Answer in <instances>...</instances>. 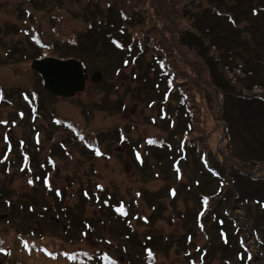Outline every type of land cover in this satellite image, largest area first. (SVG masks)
Here are the masks:
<instances>
[{"label":"rangeland","instance_id":"rangeland-1","mask_svg":"<svg viewBox=\"0 0 264 264\" xmlns=\"http://www.w3.org/2000/svg\"><path fill=\"white\" fill-rule=\"evenodd\" d=\"M239 1L245 3L244 0H225V3L234 6ZM39 2L40 0H36V3ZM109 2L114 6L119 5L122 8L130 10H133L130 4H135V2H130L129 4L128 0H44L43 3H39V6H36L27 0H0V87L6 90L8 98L14 99L9 102L14 106L0 105V124L6 123L5 120L9 116L13 117L12 114L22 108V105L18 106L20 99L16 98L20 90L28 91L29 87L33 85L38 86V81L35 75H33L31 68V58H22L18 62V58L22 57V54L5 56L9 48L15 43L20 40L21 43H23L22 41H27L25 29L40 27L45 32L44 37L46 39H58L59 45L66 42L65 40L70 39H76L78 43H82L84 42L85 35L93 27L89 26L91 17L97 15L99 18L108 20V15L103 13L108 9ZM259 2L264 3V0H254L256 5ZM216 3L221 6L219 9L222 11H229L226 6H223L219 2ZM153 5H157V3H153ZM27 8L31 11L30 16H26L25 9ZM103 15L106 17H103ZM52 17H58L56 18V22H51ZM238 24V28L242 32V36L237 38V49L240 56L238 60L248 57L244 53L247 52L245 50H248L250 60L258 61L257 57L252 54V51L257 48L252 39V30L256 25L243 21L242 17L238 18ZM142 25L143 27L138 24L134 28V31L139 34L138 36L143 37L145 33L151 34L152 26L145 27L144 22ZM223 25L228 26L226 23ZM54 26L56 30L53 29ZM103 40L107 41L106 39ZM225 41L229 45L230 38ZM244 43H246L247 49L242 48ZM108 49L111 48L108 46ZM231 51L229 47L226 50L227 53ZM233 52L235 54L236 51L233 50ZM49 55L57 56V53L55 54L52 51ZM168 55L170 56V60L179 64V71L183 74L181 78L186 82L185 86L190 96V101H194V104L197 106L195 108L197 124L194 129V136L196 137L195 140L199 142V147L204 150L208 148L226 155L224 161L228 165L233 166L237 162L231 159V154L232 152H242L247 149L244 147V144L249 140L248 137L252 132L254 120L238 119L232 113L230 115L222 114L223 103L221 102L219 92L210 86L207 67L204 60L195 50L184 47H178L174 50L169 48ZM99 56H97L95 62L86 59L87 55L84 51L64 56L65 58L73 57L79 59L85 65L88 74H91L94 69L101 71L103 73V78L100 80L101 83L88 82L86 89L72 99L56 98V100H53L48 95V99L51 101V104H47L49 109H43L41 115L36 119V125L40 130L38 133L40 136L39 142H30L26 147L28 153L36 156L40 164L46 167L48 165V157L51 156L49 149H52V146L56 147L57 144H60V140L65 141V154L62 157L55 156L53 158L55 164L52 166L49 163L52 169H49L47 173L51 183L50 186L63 189L64 199L62 201L58 200L59 197L56 199L52 193L48 194L45 192L46 196L43 201L47 206L59 208L62 212L66 209H61L62 206L68 208L75 207V214L80 221L79 225L77 227L73 225L71 227L66 226V224H69L66 216L63 217V223H56L57 217H52L53 215H50L52 221L47 220V215L45 220L36 218L24 222L18 215L13 216L12 212L8 213V210H4V213H8L11 218H14L15 222L9 225H0V235H4L8 243L13 246V257L22 264H66L63 260H48L36 253H32L29 256L15 247L18 244V240L14 236L16 231L34 229L47 231L41 244H48L53 249L100 248L101 251H108L113 256L122 260L131 258L130 252L136 251L133 250V245L130 243L126 244V249L123 247L122 237L126 235L117 231L113 232L115 230L114 225L113 222H110L112 217L105 212V218L101 217L102 220H108H106L107 224L105 225L102 220L98 219V210L94 203L83 197L87 190H94L96 183L98 187L105 186L114 198L132 202L134 212L146 214V218L149 216L152 227H150V224L145 225L148 221L145 218L142 219V222L138 221L134 233L137 237L146 236L147 234H151L152 231L160 230L166 232L171 238L170 242L161 241L162 245L158 246V256L156 260L152 261V264H187L188 259L183 255L186 246L184 239H186L187 232L195 230L193 216L196 212V206H198L194 202L193 196H190L188 193V189L191 181L197 182L201 179L198 171L191 170V164L193 161L195 162L194 157L190 159V162L183 165L184 170L181 168V181L183 183H178L175 181V177L170 176L167 168L162 167V165L156 168L149 166L142 170L138 169L132 164L133 160H130L127 154L125 156L121 154V152H125V148L120 147L117 142V128L119 129L123 125L127 127L130 140L137 142L132 146L133 151L136 152H138V146L136 145L142 144L141 146H143V138L152 134L170 135L175 126L174 122L167 131H164L161 127V121L149 123L147 120L148 116H156L159 113V109L156 110L155 108L154 111L152 108H147L146 103L142 102L140 95V92H144L142 96L146 100H150L152 97L161 98L165 96L167 86L161 85L154 80H144L142 85L146 90L144 91L133 82L136 78H134L135 74L139 76V79L136 80L143 82V76L138 73L137 65L129 64L123 68L121 67L120 71L115 72L120 65V59H114L109 62L104 55L101 54ZM149 59L150 56L147 57L148 61ZM259 62L260 66L256 67H264V64L261 61ZM186 70L190 76V82L188 78L186 79ZM148 76L151 77L152 74ZM112 86L113 88H111ZM150 87L151 90L147 91ZM177 106L178 108H175L176 121L180 129L183 126L186 128L188 113L182 105ZM200 106L201 110L198 109ZM52 108L53 111H50ZM235 114L238 115V110L235 111ZM52 116L79 122L91 136L97 135L101 138L104 150L110 155L107 157H95L77 142L70 143L69 140L72 135L67 131L55 127L51 123ZM166 119L167 117L164 121ZM222 119L232 127L237 148L233 147L235 145L234 141L232 144V141L227 136L221 124ZM123 128L125 129V127ZM15 130L16 137L13 136L14 140L17 141L25 137L22 128L19 127ZM0 131H2L0 132L1 136L4 128L0 127ZM111 132L114 135H110L109 133ZM261 132L264 131L261 130ZM34 135H36V132L33 134L29 133L30 140L31 136L34 137ZM123 144L126 145V148L129 146L126 143ZM5 146H7V143L3 140L0 141V148ZM19 150L24 151L23 148H19ZM171 150L180 155L184 153L177 147L171 148ZM143 153H146V151H143ZM248 158L250 159H247L248 163L246 166L244 167L243 165L244 169L250 174H253L256 170L260 171L258 168L253 169V167L257 165V167L261 168V161L251 157ZM143 162L153 164L149 160H143ZM19 167H22V165L20 164ZM32 169L33 173L28 172L26 176L18 175L15 177L13 174L7 176L6 172L0 173V186L14 192V194H8L10 197H13V201H18L17 198L24 192H30L31 187L28 181L30 180V175H34L35 167ZM146 170L150 171V173L147 172L143 175L142 172ZM172 185L178 188V196L173 200L167 195V190ZM256 187V185H253L254 189ZM153 194H155V199L152 197ZM20 201L22 200L20 199ZM133 202H137L138 205ZM34 204L36 205L37 213H41L43 208L42 199L38 198L34 201ZM153 205L156 206L155 220ZM261 211L254 202H250L248 207H244L241 210L251 225H255V220L256 218H260ZM185 214L189 216L187 220L183 218ZM67 215L71 216V213ZM4 216L7 215H3L2 218ZM83 220H87L93 226V231H88L86 228L87 232L82 237ZM259 227L264 236V221ZM75 229H78L77 235L73 233ZM68 231H70V234H67ZM210 233L214 237L212 240L204 239L203 234H195L192 245H203L210 251L212 246L218 245L216 229H213ZM70 236L73 238V241L68 238ZM212 254L213 257L209 254L207 255L208 262L211 260L210 264H236L232 261L230 263L227 262V259L219 254L213 252ZM123 255L124 257L122 258ZM194 261L197 260L194 259ZM3 263L4 260L0 259V264Z\"/></svg>","mask_w":264,"mask_h":264},{"label":"trees","instance_id":"trees-1","mask_svg":"<svg viewBox=\"0 0 264 264\" xmlns=\"http://www.w3.org/2000/svg\"><path fill=\"white\" fill-rule=\"evenodd\" d=\"M27 1L36 6L44 2V0H40L39 3H36V0ZM128 2L129 4L130 2H135V4H130L133 10L128 12H125L124 8H121L119 5H110L107 10V14L110 15L106 22H102L103 24L98 21L99 18L97 16L92 17L93 30L85 35L84 42L82 43L75 41V44H71L65 40L66 42L59 45L58 39L48 40L44 37L45 32L40 31L35 34L34 39L29 38L23 48L20 46L24 43L21 44V40L18 41L16 43L18 47L16 49L12 47L9 52L7 51L5 56H14V54L20 55L24 49L27 50L28 57H26V59H30L32 56H42L44 53L49 54L52 51L55 54L57 53L59 57L84 51L87 55L86 59L91 62H95L97 56L101 54L104 55L109 62L114 59L119 60L120 57L116 56L118 55V51L104 35H106L108 39H115L122 42V36L119 33V27L123 22L122 14L125 13L130 15L129 18L135 15L142 23H145V26H152V37H150L148 33L144 34L147 39L143 40V55L149 51H154V57L164 59L165 57L163 54H167L169 48L173 49V45H176L177 48L185 46L195 50L204 60L208 71L214 72V75L218 77H214V83L217 85L218 90L222 91L225 95V103H227L226 109L229 110V108L233 106L231 110H234L233 116L235 118L241 114L243 117H238L243 120H254L252 123V132L248 137L249 140L244 144V147L247 149L238 152L239 154H237L238 156L236 159L241 160L243 163L238 162L245 165L248 163L247 159H250L248 157L255 158L261 161L262 164L261 168L257 167V165L255 167L264 172V132H261V130L264 131V67H256L260 66L259 61L264 64V3L259 2V5H256L254 0H244L245 3L239 1L232 6L227 5L225 0H128ZM216 2L226 6L229 11H222L219 9L221 6ZM153 3H157V5H153ZM141 16H143V18ZM239 17H242L243 21L251 22L252 25H256L252 30V39L257 45V48L252 51V54L257 57L258 61L250 60L249 51L245 50L247 52L244 53H246L248 57H243V61L239 63L242 68L245 67V75L238 77L236 73H234L232 76H229V74L226 76L224 75L223 69L228 65L229 59L233 58L237 60L235 56H239L237 38L242 36L241 30L238 28ZM56 20V18L52 17L51 22L54 23ZM224 23L228 26L223 25ZM53 29H55V26ZM126 37L129 39L130 36L127 34ZM228 38H230L229 45H227L225 41ZM215 39L220 41V45L216 43ZM155 40L156 43H153V46L151 41L153 42ZM178 44L181 46H178ZM108 46L111 49H108ZM212 47L218 50L214 57L211 55L213 52ZM228 47L232 51L227 53L226 50ZM138 48L141 47L135 45L132 50L140 52ZM242 48L247 49L246 43L243 44ZM233 50L236 51L235 54L237 53L235 56ZM209 58L211 62H209ZM152 63L154 69L158 71V65H156L154 60ZM175 64H177V62H175ZM248 64L251 65L250 68H248ZM228 70L234 72L231 64H229ZM223 75L224 78L219 79L223 77ZM171 84L174 85L173 82H171ZM236 88L241 90L238 95L239 97L236 98L239 103L237 104L235 101L236 103L234 102V104L236 105H233V94L230 93V90H236ZM174 91L175 90H172L170 96L177 95ZM236 110H238V115L235 114ZM230 113L226 114L230 115ZM228 128L230 132V141H234L235 143L236 140L233 129L232 127ZM236 144L237 143H235L233 147L237 148ZM217 163L222 172L225 173L227 168H223L219 165V162ZM230 174L233 192L238 191L239 193H245L246 191H252L250 187L255 184H259L258 190L260 191L263 189L264 192L263 179L251 180L243 173L237 171H231ZM218 186L220 185L217 184V187ZM5 191V195L11 193V190L8 188ZM1 198L0 196V199ZM5 208L6 204L0 201V225L6 224L7 221L9 222L8 225L12 223V219L7 216L3 217L5 220L2 218ZM51 210L52 208L50 207V212Z\"/></svg>","mask_w":264,"mask_h":264},{"label":"water","instance_id":"water-1","mask_svg":"<svg viewBox=\"0 0 264 264\" xmlns=\"http://www.w3.org/2000/svg\"><path fill=\"white\" fill-rule=\"evenodd\" d=\"M32 68L41 73L46 89L56 96L71 97L85 88V76L78 60L45 58L35 60ZM100 77V73H95L92 79Z\"/></svg>","mask_w":264,"mask_h":264},{"label":"snow or ice","instance_id":"snow-or-ice-1","mask_svg":"<svg viewBox=\"0 0 264 264\" xmlns=\"http://www.w3.org/2000/svg\"><path fill=\"white\" fill-rule=\"evenodd\" d=\"M150 142H151V141H150ZM96 154H97V155H101V153L99 152V150H97ZM137 158H139V157H137ZM28 183H29V184H32V180H29ZM45 183L47 184L48 181L45 180ZM57 195H59V191H58V190H57ZM205 203H207V198H205ZM117 211H121V212H122V211H123V208H122V207H121V208H118ZM149 255L151 256L152 253L149 252ZM104 259H105V260H108V257L105 256ZM110 264H115V262H114V261H111Z\"/></svg>","mask_w":264,"mask_h":264}]
</instances>
